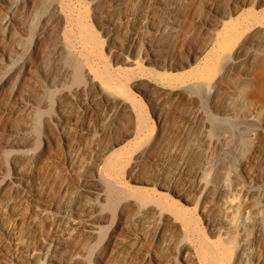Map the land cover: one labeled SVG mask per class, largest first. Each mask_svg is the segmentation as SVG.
Wrapping results in <instances>:
<instances>
[{
    "label": "rangeland",
    "instance_id": "374dc122",
    "mask_svg": "<svg viewBox=\"0 0 264 264\" xmlns=\"http://www.w3.org/2000/svg\"><path fill=\"white\" fill-rule=\"evenodd\" d=\"M0 28V264H264V0H0Z\"/></svg>",
    "mask_w": 264,
    "mask_h": 264
},
{
    "label": "bare ground",
    "instance_id": "6f19581e",
    "mask_svg": "<svg viewBox=\"0 0 264 264\" xmlns=\"http://www.w3.org/2000/svg\"><path fill=\"white\" fill-rule=\"evenodd\" d=\"M4 27L6 25V22L3 21V24H2ZM1 29V28H0ZM90 39V38H89ZM257 79H258V82H257V85L255 87V89L252 91L251 93V96L252 98L254 99H263L264 101V68H262L261 70H259L258 74H257ZM101 81V80H100ZM104 83V82H103ZM121 88V87H120ZM106 92H108L109 90L108 89H104ZM115 97H118V95L114 94ZM137 96V95H136ZM134 102V101H133ZM131 112V111H130ZM142 120V125L145 123V116L141 118ZM141 125V126H142ZM141 126H138L139 128H142ZM131 134V133H130ZM125 142V140H122L120 142L117 143V145H120L121 143ZM107 152V151H106ZM108 158V157H107ZM112 166V165H111ZM160 193V192H159ZM194 221V220H193ZM192 223H195L193 222ZM202 238V237H201ZM200 238V240H201ZM210 242V241H209ZM205 242L202 243V246L201 247H204V250L206 249L207 253H206V257H205V254H204V258L206 259L205 260V264H216L215 260L217 259V256H216V253L215 251L211 250L210 247H207L205 246L204 244ZM223 249V248H222ZM203 250V249H202ZM199 253V252H198ZM220 261V260H219ZM218 263V262H217Z\"/></svg>",
    "mask_w": 264,
    "mask_h": 264
}]
</instances>
